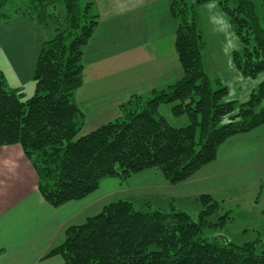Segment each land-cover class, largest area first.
<instances>
[{
  "label": "trees",
  "instance_id": "obj_1",
  "mask_svg": "<svg viewBox=\"0 0 264 264\" xmlns=\"http://www.w3.org/2000/svg\"><path fill=\"white\" fill-rule=\"evenodd\" d=\"M8 1L0 0V23L20 17L56 27L62 17L57 6L64 10L62 29L40 46L31 97L10 88L0 71V147L20 146L51 207L86 198L104 179L124 183L149 169L170 185L180 184L214 162L227 139L264 127V80L238 104L224 101L226 88L219 81L213 87L204 70L195 7L212 0H170L181 76L147 96H131L120 106L119 119L83 136L85 120L75 93L83 83V52L99 23L93 0ZM216 1L242 44L233 54L236 70L250 78L263 73L264 29L254 1ZM257 1L264 8V0ZM7 5L10 13L3 12ZM165 103L189 124L169 126L158 114ZM197 201L194 220L173 206L137 210L132 201L119 199L67 228L62 244L48 256H60L63 264H264L260 239L231 242L221 234L228 213L219 215V204L208 195Z\"/></svg>",
  "mask_w": 264,
  "mask_h": 264
},
{
  "label": "crops",
  "instance_id": "obj_2",
  "mask_svg": "<svg viewBox=\"0 0 264 264\" xmlns=\"http://www.w3.org/2000/svg\"><path fill=\"white\" fill-rule=\"evenodd\" d=\"M93 2L99 23L83 52V83L75 93L85 120L81 136L119 119L120 106L131 96H147L182 74L174 49L176 24L170 0ZM59 14L64 16L63 8ZM25 31L36 35L32 47L21 42ZM14 36L22 47H7V59L20 82L32 81L40 46L55 36V28L20 17L2 22L1 40ZM131 195L163 198L165 205L154 202L155 208L162 209L173 203L196 207L197 198L208 195L219 204V215H229L225 236L229 240L246 236L259 224L264 226V217L258 215L263 220L259 223L248 213L243 216L246 222L233 215L242 213L243 203L252 210L257 207L254 200L264 198V127L227 139L214 162L180 184L170 185L158 170L149 169L124 183L104 179L91 195L58 208L41 197L36 174L20 146L0 147V264H63L60 256L48 255L62 244L67 228L97 215L116 198Z\"/></svg>",
  "mask_w": 264,
  "mask_h": 264
},
{
  "label": "rangeland",
  "instance_id": "obj_3",
  "mask_svg": "<svg viewBox=\"0 0 264 264\" xmlns=\"http://www.w3.org/2000/svg\"><path fill=\"white\" fill-rule=\"evenodd\" d=\"M13 1L19 2V0ZM252 1H254L256 5V13L259 23L264 29V8L260 7L257 0ZM6 3L9 4V1L7 0ZM11 9V6L7 5L5 8H3V12L10 13ZM61 9L62 6L58 5L57 11L59 12ZM195 14L196 24L202 36L203 42L202 55L204 70L211 80L213 87H215V81H219L220 84L226 88L227 94L224 98V101H235L238 104L246 102L249 99L252 91L259 83L264 80V72L258 74L254 78H250L241 75L236 70L235 66L233 65V54L235 52L240 53L242 51V44L239 38L235 35V32L233 31L232 26L229 24L227 17L219 9L216 0L197 5L195 7ZM62 25L63 17H61L59 25L56 27L53 26V28L62 29ZM17 38V36H14L13 38L4 41L0 38V71H2L4 74L8 86L13 89L20 88L24 99H27L34 94L35 83L32 81H19L18 77L13 72L12 65L7 59L6 52H8V49H12L14 45L19 44L21 47L22 44L27 47H32V45L35 44L36 35L30 34L29 31L22 32V37L20 38L22 40V44L19 40H17ZM172 107V103L161 104L158 108L159 116L163 117L167 124L173 128L186 127L189 124L188 117L186 115L175 116L171 111ZM122 199H129L132 201L137 210H145L147 207L155 208V201H158L164 205L166 203L165 200L163 201V198L153 199L151 196L147 195H131L129 198L126 196L122 197ZM117 200L118 199L116 198L115 201ZM261 201H264V198L262 200H259V198L257 201L254 200V205L257 207H254L252 210L250 206L243 207V203L241 205V215L239 214L237 217H235L234 214V218H243L246 222L247 220L243 216L244 214L248 213L252 221L262 223L263 220L258 218L259 214L264 217V212L261 211L264 210V206L262 205ZM173 204H170L169 206H173L178 210L181 209V211L187 212L192 217V219L196 220L200 211V205L197 204L195 207V205L192 204L193 206L186 205L184 207H180L179 205L174 206ZM237 223L238 222H236V224ZM247 233L248 234L244 237H242V235L235 236L231 238L230 241L238 245H242L247 242H253L256 239H260L261 245L264 247V226L259 224L257 230L248 231ZM221 234L225 235V232Z\"/></svg>",
  "mask_w": 264,
  "mask_h": 264
},
{
  "label": "water",
  "instance_id": "obj_4",
  "mask_svg": "<svg viewBox=\"0 0 264 264\" xmlns=\"http://www.w3.org/2000/svg\"><path fill=\"white\" fill-rule=\"evenodd\" d=\"M220 237H224V236H220Z\"/></svg>",
  "mask_w": 264,
  "mask_h": 264
}]
</instances>
